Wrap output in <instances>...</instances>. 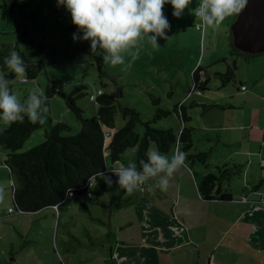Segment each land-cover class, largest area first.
<instances>
[{
	"label": "rangeland",
	"instance_id": "obj_1",
	"mask_svg": "<svg viewBox=\"0 0 264 264\" xmlns=\"http://www.w3.org/2000/svg\"><path fill=\"white\" fill-rule=\"evenodd\" d=\"M12 1L0 0V68L7 74L11 73L4 64V58L11 51H16L23 57L25 66L30 70V77L26 73L23 77L13 73L9 74V76L13 75L10 83L12 91L23 100L33 88H39L45 92L47 85L51 84L54 79L65 84L64 90L66 92H70L75 85L83 83L86 85V95L76 100V105L83 110L84 117H91L96 113L94 98L98 91L109 93L116 88L115 84H118L122 87L123 92L119 104L134 108L139 112L143 122L149 121L152 119L156 108L151 104V96L159 99L158 107L170 110L178 99L184 98L185 90L191 86L190 75L194 69L193 66L197 64L205 68L212 61H219L223 55L225 61L217 62L214 69L218 73H224L226 65L232 67L233 60L236 59L229 55V52H233L234 49L232 36H230L232 20L226 18L216 28H205L197 18L192 22V27L185 28L180 33L175 32L172 35L167 32L169 37L167 40L158 38L160 47L157 51L147 40H144L138 45L139 56L132 59L130 54H125L124 65L112 66L102 60V67L107 77L100 79L96 57L101 56L102 58V50L91 51L90 41H73L72 35L77 32V29L71 23L70 14L63 6L58 7L56 0H15L14 14L10 18H5L3 13ZM196 2L197 0H191V6L185 10H190L192 7L193 13V9L198 6ZM178 35L180 40L177 39ZM179 41H181L180 51L174 46ZM131 51L135 52L136 49L133 48ZM175 54L181 57L178 58ZM253 58L258 60L260 57L251 56L248 59L250 60L249 63L237 59L233 80L224 83L227 84L228 88L233 90L239 88L240 79L247 86L249 78L257 74L261 75L263 71H260L264 69V65L260 64L261 59L255 63ZM156 63L159 65L156 66ZM208 76L210 90L203 91L201 94L210 96V92L215 97L217 88L223 90V87L219 86L223 76H217L216 72L211 69H208ZM112 79L115 80V83ZM100 80L104 85L100 83ZM192 100H188L186 103H190ZM47 107L48 111L44 114L42 126L30 134L18 151H25L41 143L44 140L45 132L58 121L69 126V130L63 132L64 135H72L79 131L80 122L67 108L63 98L57 95L52 96ZM194 109L197 113L201 107L197 105L188 109V115L190 114L194 121H187L184 125L195 127L192 131V148L201 149L204 144L201 140V132L203 131L199 128V122L196 121L198 120L197 117L192 115ZM175 117L171 115V117L162 118L151 124L156 128L172 127L176 131L180 127V121ZM123 124L124 121L120 113L117 112L115 127L108 132H113ZM7 125V122L0 121V130ZM135 129L138 134H142L143 126L141 124H136ZM108 141L109 137H105L104 157L105 164L109 165L111 161H109L106 149ZM153 147L154 144L151 143L149 149ZM5 153L7 150L0 148V183L6 188L5 199L0 203L1 216L5 217L0 221V260L2 264L7 261L8 264H69V260H72V263L77 262L81 254L90 256L93 251L91 242H94L95 248L101 251L98 245L102 243V240L107 239L109 225L105 217L111 204L107 203V207L104 208L95 204L91 197L77 196L67 206L58 207L57 213L52 207L35 212L6 211L5 201L12 200V196L9 173L2 163ZM170 153L172 154V151L165 154L171 155ZM134 161L133 151L128 148L122 154V159L116 164L120 166L124 162L127 166ZM198 162L196 161V163ZM239 173L234 170L233 177ZM260 173L261 170L257 167L255 176L258 181L260 180ZM105 174L111 176L113 183L118 179V177H114L111 170ZM250 176L253 177V175ZM101 179L102 177L99 175L94 176L91 183ZM112 187L113 184L106 189L100 186L99 189L97 184L94 186L91 184L89 191L108 201L114 193ZM99 190L107 192L102 194L98 192ZM260 190L264 191V182H262ZM149 193L154 194L155 192ZM115 194L119 197H125L124 199L128 195H132L133 198V194H128L119 186ZM165 194H169L168 187ZM82 202L92 212L101 213L104 216V222L90 218L88 209L82 206ZM135 204L134 200L127 203L123 207L127 208L125 212L131 211V208L134 209ZM9 207L13 208V204H9ZM113 210L118 211L117 208ZM9 216H13L14 220H11L13 218H6ZM4 258L6 260H2Z\"/></svg>",
	"mask_w": 264,
	"mask_h": 264
},
{
	"label": "crops",
	"instance_id": "obj_2",
	"mask_svg": "<svg viewBox=\"0 0 264 264\" xmlns=\"http://www.w3.org/2000/svg\"><path fill=\"white\" fill-rule=\"evenodd\" d=\"M163 12L170 23L167 32L172 35L192 27V22L197 19L192 7L184 10L179 18L172 15L170 4L164 5ZM236 15L228 18L233 22ZM180 43L174 44L179 51ZM237 50L234 48L233 52H229L233 59L236 58L233 66H236L238 58L249 63L251 56L260 57L258 60L261 59L260 64L264 65V52L250 55ZM221 60L225 61L223 55ZM258 60L253 58L255 63ZM219 61H212L204 68L206 77L209 78L208 69L222 74L214 69ZM228 67L226 65L224 72ZM260 72L261 75L249 78L247 86L240 79L239 88L234 90L227 84H219L223 90L217 88L215 97L209 92L210 96L201 94L185 99V93L183 99H178L176 103L193 99V107H201L197 113L194 109L192 115L197 117L196 121L203 131L201 140L204 144L201 149L191 147L189 152L205 151L206 159L196 163L186 158L185 166L169 178V194L160 189L150 194L146 184L132 193L133 198L128 195L124 199L115 194L118 184L114 182L116 187L112 189L111 199L107 201L102 197L104 206L100 205L106 208L107 203L111 204L105 217L109 225L107 239L98 245L101 251L91 242L93 251L90 256L81 254L77 262L69 260V264H211V260L213 264H264V202L261 200L264 191L260 190L264 177V165H261L264 163V69ZM209 86L208 83V90ZM211 104L221 107H211ZM187 121H194L190 114ZM116 162L105 164L104 173L114 171L122 164L125 166L124 162L120 166ZM226 163L234 164L240 170L237 176L222 179L218 184V190L231 194V200L202 199L197 188L201 177L208 172H216L218 166ZM257 167L261 170L259 181L255 176ZM95 184L99 189L100 186L109 188L103 178L92 182L93 186ZM98 192L103 194L107 191ZM133 200L136 207L125 212L127 208L123 207ZM9 204L12 200L5 201L6 211L10 209ZM52 208L57 213L58 208ZM116 208L117 212L113 210ZM88 213L93 220L104 222L101 213H94L91 209ZM1 214L0 221L5 219Z\"/></svg>",
	"mask_w": 264,
	"mask_h": 264
},
{
	"label": "trees",
	"instance_id": "obj_3",
	"mask_svg": "<svg viewBox=\"0 0 264 264\" xmlns=\"http://www.w3.org/2000/svg\"><path fill=\"white\" fill-rule=\"evenodd\" d=\"M15 6L16 2L13 0L5 9L3 17L10 18L14 14ZM102 64L101 56L96 57L100 79L107 77ZM25 68L27 76L30 77V70L26 66ZM235 69V66L228 67L224 73L216 74L219 77L223 76L222 85L233 80ZM204 72L203 67L197 66L190 75L191 85L196 86L202 92L208 90L209 83V78L205 76ZM3 73L6 76L11 74ZM201 75L202 80H200ZM112 81L115 83L114 79ZM100 83L104 85L101 80ZM64 85L58 79L52 80L51 84L47 85L45 90L48 97L47 105L49 99L54 95L64 99L67 108L80 122V129L75 134L64 135L63 132L68 131L69 126L58 121L45 132L44 140L41 143L25 151H18L30 134L39 129L42 123H32L25 117L23 122L8 123L0 130V148L7 150L2 163L9 173L13 204L11 209L13 211L35 212L47 207L67 206L77 196L88 198L87 192L91 179L105 170V137H109L106 149L111 162L121 160L122 154L129 148L133 151L134 163L139 167V161L146 159V152L151 143L164 154L179 147L187 153L189 160L203 162L206 159L207 152L205 151L189 152L193 143L192 131L194 128L185 126L184 123L188 120V109L193 107L194 101L175 103L170 110H165L158 107L159 99L151 96V104L156 108L152 119L143 122L139 112L134 108L119 104L123 92L122 87L115 84L116 88L109 93L97 92L94 98L96 113L91 117H84L83 110L76 105V100L86 95V85L79 83L70 92L64 90ZM214 105L211 104V107ZM215 106L220 105L216 104ZM117 112L120 113L124 124L105 135L106 131L115 127ZM171 115L176 116L181 123L178 130L175 131L172 127L156 128L152 126L151 123ZM136 124L143 126L141 135L135 129ZM234 170L240 171L234 164L226 163L218 166L216 172H208L203 175L197 185L201 198L204 200H231V194L220 192L218 184L222 179L232 177ZM115 187L114 185L112 189ZM91 194L90 197L93 198L95 204L104 206L100 196ZM82 206L88 209L83 202Z\"/></svg>",
	"mask_w": 264,
	"mask_h": 264
},
{
	"label": "clouds",
	"instance_id": "obj_4",
	"mask_svg": "<svg viewBox=\"0 0 264 264\" xmlns=\"http://www.w3.org/2000/svg\"><path fill=\"white\" fill-rule=\"evenodd\" d=\"M247 2L199 0L193 13L203 27L216 28L229 16L241 12ZM190 3L191 0H56L57 6H63L70 14L71 23L77 29L72 35L73 41H90V50H102L103 62L112 66L124 65L125 54L136 59L141 41L147 40L153 48L160 47L158 38L167 40L170 29L163 12L164 5L170 4L172 15L179 18ZM133 48L135 52L131 51ZM4 64L13 74L23 77L26 73L25 61L16 51L4 58ZM10 83L9 77L0 71V121L23 122L27 117L32 123H42L48 111L46 93L33 88L21 100L12 91ZM186 158L187 153L179 147L170 156L153 147L146 152V159L139 161V167L136 163L122 164L111 172L118 177L115 183L128 194L146 184L147 190L154 193L157 189H167L169 178L185 166ZM98 175L111 187L110 175L104 172ZM153 180L155 183H149ZM5 195L6 188L0 184V203Z\"/></svg>",
	"mask_w": 264,
	"mask_h": 264
},
{
	"label": "water",
	"instance_id": "obj_5",
	"mask_svg": "<svg viewBox=\"0 0 264 264\" xmlns=\"http://www.w3.org/2000/svg\"><path fill=\"white\" fill-rule=\"evenodd\" d=\"M233 47L248 53L264 52V0H248L230 25ZM13 75L9 76V79Z\"/></svg>",
	"mask_w": 264,
	"mask_h": 264
},
{
	"label": "built area",
	"instance_id": "obj_6",
	"mask_svg": "<svg viewBox=\"0 0 264 264\" xmlns=\"http://www.w3.org/2000/svg\"><path fill=\"white\" fill-rule=\"evenodd\" d=\"M2 69L0 68V71H1ZM200 74H202L203 75V73H201L200 72ZM202 75H201V78H200V80H202L203 79V77H202ZM201 90H199L196 86H194V85H191L187 90H186V97H185V99H190L192 96H194V95H196V96H199V95H201ZM108 134V131H106L105 132V135H107ZM261 165L263 166L264 165V163H261ZM114 176L117 178V176L114 174ZM91 182H90V184H89V187L91 186ZM92 194H91V191H89V189H88V192H87V196L88 197H90ZM244 200H245V198H243ZM261 200L264 202V196L261 198ZM10 211L12 210V209H9ZM210 263L211 264H213L212 263V260L210 261Z\"/></svg>",
	"mask_w": 264,
	"mask_h": 264
}]
</instances>
